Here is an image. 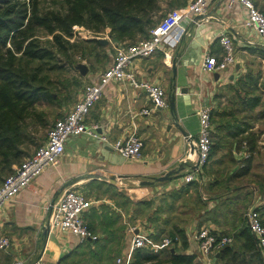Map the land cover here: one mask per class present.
Returning a JSON list of instances; mask_svg holds the SVG:
<instances>
[{
  "label": "crops",
  "instance_id": "0c3cea01",
  "mask_svg": "<svg viewBox=\"0 0 264 264\" xmlns=\"http://www.w3.org/2000/svg\"><path fill=\"white\" fill-rule=\"evenodd\" d=\"M187 1L157 0L155 9L163 16L169 9ZM251 1L264 11V0ZM244 15L245 7L240 1L213 0L203 14L186 21L188 33L167 54L158 49L150 56L134 61L133 69L139 77L165 87L166 106L153 109L149 114H140L142 107L151 106L144 89L126 81H111L104 87L90 108L86 122L98 124V131L107 134L111 140L125 136L134 124L143 140L141 157L125 158L110 144L84 133L70 135L58 162L37 175L0 210V234L11 238V243L0 249V264H12L16 259L21 260V264H57L64 254L71 256L85 250L86 244L100 252L90 264H133L130 226H136L148 235V248L152 249V245L161 240V237H155L157 231L162 229V235L173 225L183 227L188 239L186 248H182L180 242L176 243L178 251L194 252L196 260L203 264H222L216 259L217 253L207 259L199 251L195 231L206 225L211 231L234 234L244 223V211L252 206L251 203L258 204L260 213L264 210L262 201L257 198L259 183L248 180L247 176L254 165V154L264 144V132L258 131L257 127L260 116L264 115V44L253 29L242 25ZM222 27H227L232 34L236 59L225 69L204 71L201 60L206 51L217 59L221 57L217 35ZM104 37L111 42L107 33ZM75 65L66 69L71 78L62 91L69 98L61 101L72 98L69 100L72 102L60 106L63 110H68L103 70L92 72L85 64L87 68L83 73ZM75 79L87 83L73 97ZM246 90L253 94L260 92L262 103L252 109L245 106L242 101ZM171 97L173 107L169 103ZM200 103H210L215 110L211 117L213 142L209 159L198 171L209 173L207 204L201 209L196 202L197 207L189 205L181 209L179 203L176 208L168 203L160 211H153L155 215L149 225L128 222L126 218L131 216L137 201L145 199L141 196L151 187L164 186V189H171L170 192L178 191L173 192L178 199L192 193V186L187 188L184 174L196 170L195 140L199 123L195 109ZM174 118L184 133L175 125ZM237 121L250 123L247 129L256 137L252 149L244 138L247 130L239 133L232 130ZM180 165L182 168L167 179L151 184L139 183L141 179L161 175ZM117 175L124 177L117 178ZM71 185L87 192L91 202L84 216L97 235L96 239H86L80 245L81 241L75 235L49 228L50 205L66 186ZM131 201L134 208L129 210ZM244 202L248 205L241 213ZM170 211L174 215H169ZM241 242L235 240L237 247ZM113 250L114 254L111 253ZM115 254L121 256L117 258L118 263L114 260Z\"/></svg>",
  "mask_w": 264,
  "mask_h": 264
},
{
  "label": "trees",
  "instance_id": "16d2710c",
  "mask_svg": "<svg viewBox=\"0 0 264 264\" xmlns=\"http://www.w3.org/2000/svg\"><path fill=\"white\" fill-rule=\"evenodd\" d=\"M156 1L0 0V183L32 148L41 143L42 138H38L36 131L49 124L51 110L48 111L46 106L60 105L61 99L69 98L62 91L69 81L51 74L60 75L79 59L88 61L92 52H99L98 48L104 47L95 36L75 37L73 26L82 25L94 34L109 27L108 35L112 39L135 40L146 34L160 17V13L156 14ZM76 53L79 59L75 58ZM244 93L242 103L248 108L262 103L260 92L253 94L246 90ZM214 112L213 109L211 117ZM250 126L247 121H237L232 130L235 133L247 130L244 138L252 149L256 137L248 131ZM186 183L187 188L192 186L194 190L198 187L197 179ZM149 202V199L137 201ZM243 221L236 233L229 234L233 237L232 242L216 252V259L222 264H264V248L258 245L244 217ZM161 232L162 229L158 230L155 237L162 238ZM167 235L172 241L169 246L156 251L148 247L134 248L133 264H203L196 260L194 252L177 250V242L182 248L188 244L183 227L173 225ZM237 239L242 241L240 247L235 244ZM69 256L64 254L57 264H64Z\"/></svg>",
  "mask_w": 264,
  "mask_h": 264
},
{
  "label": "built area",
  "instance_id": "2783aa9c",
  "mask_svg": "<svg viewBox=\"0 0 264 264\" xmlns=\"http://www.w3.org/2000/svg\"><path fill=\"white\" fill-rule=\"evenodd\" d=\"M211 1L213 0H189L179 7L169 9L150 26L146 34L135 40L110 38L114 55L98 74L97 80L84 88L82 95L73 102L72 106L47 128L46 136L41 143L15 165L12 172L4 176L0 183V210L11 202L16 194L30 184L37 175L48 166L58 162L65 151V144L70 135L84 133L98 141L110 144L125 158H140L143 140L137 127L133 124L125 136L111 140L107 134L98 131V124L86 122L90 108L99 98L104 87L111 81H126L133 87L145 90L151 100V106L142 107L139 110L140 114H149L153 109L166 106L168 99L165 87L157 82L139 77L133 69L134 61L137 58L150 56L158 49H163L167 54L168 50L174 48L182 36L188 33L186 21H192L196 15L203 14ZM237 1H240L245 7L242 25L253 29L257 38L264 44V11L257 8L251 0ZM78 26L82 27V25L73 27ZM87 31L90 30L87 29ZM217 36L222 49L221 57L217 59L206 51L201 60V67L204 71L225 69L236 59L235 45L230 30L227 27H222ZM212 109L210 103H200L195 109L199 123L195 140L196 170H190L184 174L185 182L196 179L197 172L208 161L213 142ZM203 197L205 196L203 195ZM90 202L91 200L83 190L75 185L66 186L57 200L50 205L49 228H56L59 233L73 234L80 241L96 238L97 235L92 231L84 216ZM257 207L254 205L246 208L243 216L250 231L256 237L258 245L264 248V223ZM129 229L132 233V248L149 246L150 238L145 232L137 230L136 226H130ZM194 238L199 251L207 259L214 256L224 244L231 243L233 240L232 235L213 232L205 226H200L195 231ZM171 242V238L165 235L159 243L152 245V249L156 251L161 247L171 245ZM10 243V236L0 234V249L6 248ZM12 264H21V260L16 259Z\"/></svg>",
  "mask_w": 264,
  "mask_h": 264
},
{
  "label": "rangeland",
  "instance_id": "374dc122",
  "mask_svg": "<svg viewBox=\"0 0 264 264\" xmlns=\"http://www.w3.org/2000/svg\"><path fill=\"white\" fill-rule=\"evenodd\" d=\"M159 12L160 11L156 10L157 15ZM160 16H161V14H160ZM154 18H156V17H154ZM74 29H75V37L89 38V37L95 36L98 38V37H104L105 33L108 34V31H106L107 27L105 29H103V31L99 32L98 34H94L92 31H87V28L84 26L74 27ZM98 49H99V52L94 51L91 53V56H90L88 61H86L85 59L80 60L78 53H76L75 58L79 59V60L77 62H75V64H77L79 62V63H84L86 65H89L90 70L92 72L104 69V67L111 61V59L114 55V48H113L112 43L107 41V43L104 44L103 48H98ZM68 72H69L68 70H65V71H62L60 73V75H58L56 73H52L51 75H52V77L58 76L60 79L65 80L67 82V81H70L69 79L71 78V75ZM75 76L77 77V75H75ZM86 83L87 82L85 80L76 81L74 83L75 85H73V88H72V90H73L72 96L74 97V95H76V93L79 90L81 91L85 87ZM70 99L72 100V98H70ZM69 100L68 101H61L60 105H55L53 107L46 106V109H48V111L51 110L49 115H48L49 124L46 128L42 127L38 131H36L38 138L43 139L46 136L47 128L53 123V121L56 118L60 117L66 111V110H63L64 108L60 107V106L68 105L70 102H72ZM261 108L263 109V106ZM257 127H258V131L264 132V115L260 116V120L257 123ZM42 139L40 140V142L42 141ZM263 141H264V136H263ZM35 148L36 147L32 148L30 153ZM254 155H255L254 165H253V168L251 170V173L248 174L247 176H249L248 180H257V182L259 183V193L258 194H260V195L257 198H260V200L263 203L262 206H264V144L262 145V148H260L259 151L257 153H255ZM252 171H254V173H255L254 175H252ZM199 175L196 174V179L198 181V183H197L198 187L196 189L194 188V190H192V193L190 195H188V196L184 195L183 197H180L179 199L176 198L175 195H173V192H170L171 189H164V186H159V187L155 186V187H151V189L149 188L150 191L146 195L141 196V198L149 199V201H150L149 204L138 203L135 205V209H133L134 204L132 206V201H131L130 207L127 209H129V210L133 209V210L131 212V216H130L131 218L129 217V215L126 218L127 221L130 223H137V224L142 225V226L149 225L150 219H153L154 215H155L153 213V211H157V210L160 211V208L165 207V205H167L168 203L173 205L174 208H176L177 204L179 203L181 206L180 207L181 209H186L189 205H192V206L195 205V207H197L196 204L199 203L200 207L202 209L207 204L205 202L207 201L206 200L207 199V189L206 188H207V183L209 182V173L206 170H204V174L202 172V174L200 175L201 177ZM244 180H247V179L244 178ZM203 190L206 191V193H204ZM169 192H170V194H169ZM182 192H184V191H182ZM201 195H204L205 197L202 196L203 197L202 198ZM242 205L243 206L240 207L241 213L245 209V207H247L248 203L244 202V204L242 203ZM251 205L252 206H254V205L258 206V204H252V203H251ZM124 208H126V205L124 206ZM153 209H155V210H153ZM129 210H128V212H129ZM165 215H166V213H165ZM169 215H174V214L172 211H170ZM261 216L264 219V210L262 211ZM124 225H126V223H124ZM205 227H208V226L205 225ZM53 230L57 231L56 228H53ZM167 232L168 231H166L161 236L167 235ZM93 248L94 247H92L91 244H89V245L86 244L85 250L74 252L73 255L69 256L68 260H66L64 262V264H86V261H89V263H91L90 261H93V259H95V258L97 259L96 256L100 253L96 247L94 248L96 252H94V250L91 251V249H93ZM114 252H115L114 250L111 251V253H113V254H114ZM95 253H97V254L95 255ZM118 257H121V256H116V254L114 255V260L116 262H117Z\"/></svg>",
  "mask_w": 264,
  "mask_h": 264
},
{
  "label": "water",
  "instance_id": "95a60500",
  "mask_svg": "<svg viewBox=\"0 0 264 264\" xmlns=\"http://www.w3.org/2000/svg\"><path fill=\"white\" fill-rule=\"evenodd\" d=\"M98 39L104 44V43H107L108 39L105 38V37H98ZM77 68L80 69L81 72H85L86 71V68L87 66L84 64V63H77L75 65ZM169 103H170V106L173 107V99L172 97L169 99ZM174 123L177 127H179V129H181V131L184 133L185 130L180 126V124L177 122L176 118H174ZM182 168V165H180L178 168H173V169H170L168 171H166L165 173L161 174V175H158V176H154L152 178H145V179H141L139 181L140 184H151L153 183L155 180H164V179H167L169 178L173 173L177 172L179 169ZM121 177H124V175H117V178H121Z\"/></svg>",
  "mask_w": 264,
  "mask_h": 264
}]
</instances>
